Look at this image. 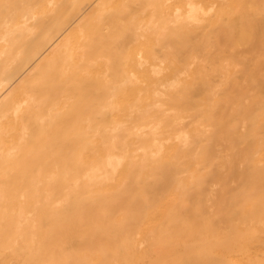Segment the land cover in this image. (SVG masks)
I'll use <instances>...</instances> for the list:
<instances>
[{
    "label": "bare ground",
    "instance_id": "obj_1",
    "mask_svg": "<svg viewBox=\"0 0 264 264\" xmlns=\"http://www.w3.org/2000/svg\"><path fill=\"white\" fill-rule=\"evenodd\" d=\"M0 264H264V0H0Z\"/></svg>",
    "mask_w": 264,
    "mask_h": 264
}]
</instances>
